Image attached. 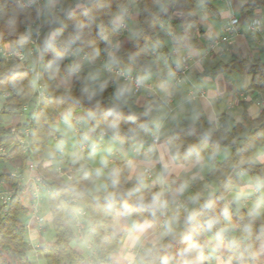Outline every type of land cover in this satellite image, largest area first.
Listing matches in <instances>:
<instances>
[{
  "label": "clouds",
  "instance_id": "clouds-1",
  "mask_svg": "<svg viewBox=\"0 0 264 264\" xmlns=\"http://www.w3.org/2000/svg\"><path fill=\"white\" fill-rule=\"evenodd\" d=\"M53 7L45 5L49 12ZM22 9L17 4L5 12L12 34ZM30 36L29 29L11 47L23 48ZM10 87L6 95L22 91L15 75ZM141 87L142 78L121 86L120 103L108 109L103 124L96 111L76 121L70 110L61 115L59 135L50 146L36 147L37 158L29 161L41 201L72 225L83 251L107 264H264V150L242 148L250 154L232 164L219 188L188 194L206 160L220 152L218 146L210 156L203 151L224 135L214 94L180 100L193 122L207 120L198 143L178 147L158 125L154 147L139 138L145 125L122 135L121 108ZM258 115L253 106L249 118ZM233 177L243 183L237 186Z\"/></svg>",
  "mask_w": 264,
  "mask_h": 264
},
{
  "label": "trees",
  "instance_id": "trees-1",
  "mask_svg": "<svg viewBox=\"0 0 264 264\" xmlns=\"http://www.w3.org/2000/svg\"><path fill=\"white\" fill-rule=\"evenodd\" d=\"M18 0H0V46L19 40L26 27L38 21L39 11L36 7L22 9L17 32L12 34L5 12L8 8L17 5ZM129 0H57L58 12L50 13L48 20L42 26L41 34L44 36L40 46L43 51L40 73L48 95L47 101L41 105L38 113L32 120L31 135L29 138V156H24L16 140L10 135V129L0 126V148L10 147L6 156L0 159V182L8 189L15 191L20 183L19 178H11L9 171L18 169L19 174L25 172L27 162L34 161L36 147L49 145L55 135V121L58 116L67 110L72 116L88 111H96L103 124L104 114L108 109L119 104L117 97L113 98V91L109 85L104 84L101 92L99 86L86 74H77L73 77L70 87L64 89L57 81V71L66 61L68 49L63 45L66 41L70 48L79 56L88 60L98 61L108 56L114 42L115 29L112 26L113 18L120 14ZM200 0H137L138 23L137 33L128 40H121L113 55L114 67L130 70L136 77L143 78L156 72L157 65L152 50L163 49L161 30L168 21V9L176 3L179 13L177 25L182 35H195L198 31V19L195 15L196 4ZM206 7L209 4L205 0ZM258 10L264 11V0H246L241 9L243 19L251 18ZM29 37L28 43L31 41ZM27 43V44H28ZM26 44V45H27ZM25 45V46H26ZM50 45V46H49ZM63 59L58 64L53 63L56 56ZM12 61H0V92L10 90V78L15 75L21 83L22 91L4 102L7 117L18 116V109L29 102L34 96L33 75L29 71L15 69ZM246 71L249 77V89L264 96V62L249 58L245 59L233 55L227 63H218L210 71L202 74L203 77L215 78L219 75H241ZM95 92L89 100L88 97ZM155 106L138 107L132 99L121 108L122 135H127L129 129L137 125H145L140 137L147 141L153 133L151 124ZM223 126V138L220 134L214 136L203 148L210 156L217 148L220 152L230 151L227 159L217 162L214 158L212 168L203 180L193 184L191 194L196 191L207 193V183L219 188L221 182L231 173V166L249 151L241 153L242 148L250 151L264 150V112L255 120L248 118L244 113L241 121L236 122L227 116H220ZM208 127L207 120L193 122L190 116L177 119L171 126L168 137L174 138V144L186 148L190 144L198 143L202 130ZM51 129V132H49ZM216 157V156H215ZM237 180L233 177V183ZM49 211V210H48ZM28 208L22 204V197L14 194L10 203L0 212V264H32L28 259L32 251L26 237V231L20 218L28 215ZM51 228L54 235L52 244L36 249L46 264H107L95 259L88 260L78 253L72 246L73 235L62 217L49 211Z\"/></svg>",
  "mask_w": 264,
  "mask_h": 264
},
{
  "label": "crops",
  "instance_id": "crops-1",
  "mask_svg": "<svg viewBox=\"0 0 264 264\" xmlns=\"http://www.w3.org/2000/svg\"><path fill=\"white\" fill-rule=\"evenodd\" d=\"M137 0H129L125 9L112 20V26L115 29L114 42L112 48L107 57L92 61L84 57L77 55L68 45L66 41L63 45H67L68 56L57 71V81L64 88L70 87L71 81L77 74H86L90 80L96 84H107L113 91V98L117 97V94L124 84H122L118 78L105 72L106 68L114 67L112 63V57L117 50L121 40L131 39L137 33L138 23V9L136 5ZM209 7H206L203 1H199L195 7V15L198 19V31L195 35H182L179 33V27L177 25L178 11L176 9V3H173L172 8L168 9V21L166 26L161 30L163 38V49L155 51V61L157 70L151 75H146L142 78L144 83H148L152 86V93L148 94L142 91L139 95L132 96V99L136 106L147 107L154 105L153 116L151 124L153 127V133L156 126H161V133L168 136V132L173 123L184 116H189L180 105L182 97H187L190 94H197L200 96H208L214 94L215 97V111L220 116H227L234 121L239 122L245 113L248 118L252 112V107L256 106L259 109V115L264 112L261 109V100L263 95L256 94L249 89V81H245L248 76L246 71H243L241 75L235 77L219 75L215 78L203 77L202 74L206 71H210L218 63H227L230 58L240 56L245 59L253 58L264 62V12L258 10L251 18L243 19L241 16V9L246 0H205ZM44 6L52 4L54 7L52 11H47V18L50 13L58 12L57 0H43ZM197 10V11H196ZM238 20L237 32L231 36L227 43L220 46L219 49L210 50L209 44L214 39H219L224 36L223 30L225 25L230 19ZM43 20V11L39 13L38 22L41 25ZM256 21L258 23L257 29H251L250 24ZM124 24L126 26V32L117 36L118 29ZM43 25H41L42 27ZM41 34L40 42H43ZM64 45V46H65ZM111 57V61L109 58ZM182 57H188L190 59V68L185 77L179 81H174L171 74V69L179 64V59ZM33 66L35 70H31L29 67ZM41 65L34 59H28L23 65L19 66L17 70H27L32 74L40 71ZM171 93V95H169ZM203 108L204 105L202 104ZM5 113V112H4ZM0 115V126L8 127L10 130L15 129L22 124V120L18 116L7 117L6 115ZM258 115V116H259ZM60 116L55 121V135L51 142L55 139L59 133L56 129L60 124ZM84 117L83 114L72 116L73 121L80 120ZM3 119H6L3 121ZM145 142L154 145L151 142V137ZM141 139V138H140ZM142 140V139H141ZM50 142V144H51ZM49 144V146H50ZM214 161L207 163V168L212 167ZM210 171V170H209ZM19 174L18 169H11L9 175ZM207 175V174H206ZM201 173L202 179L205 176ZM21 176L27 180L29 174L25 171ZM241 185V184H240ZM10 190L3 183L0 182V190ZM209 189V187H208ZM27 200V199H26ZM41 207L38 212L41 216ZM27 207V206H26ZM36 224L27 215L24 217L22 225L26 231V237L29 245L32 248L34 256L38 254L36 249L50 245L46 243L43 234L46 233V225ZM51 221V217H50ZM70 230L73 234V227L70 224ZM54 241V240H53ZM73 248L88 260L93 259L85 251L82 250V243L80 241H72Z\"/></svg>",
  "mask_w": 264,
  "mask_h": 264
},
{
  "label": "built area",
  "instance_id": "built-area-1",
  "mask_svg": "<svg viewBox=\"0 0 264 264\" xmlns=\"http://www.w3.org/2000/svg\"><path fill=\"white\" fill-rule=\"evenodd\" d=\"M16 4L22 5L23 9H30L32 7H36L39 13L43 11L44 9V3L43 0H18ZM258 23L256 21H253L250 24L251 29H257ZM238 27V20L236 19H230L228 23L225 25L223 33L224 36H222L219 39H214L209 44V49H219L220 46L224 43H227L231 36L235 35L237 32ZM31 30V41L24 46L23 48H19L14 50L11 46L8 44H4L0 46V61H12L16 65H23L28 59H34L41 65L42 55L43 51L40 46V40H41V25L39 22H35L31 24L30 26L26 27L25 31ZM126 26L122 24L120 28L118 29L117 36L120 34L126 32ZM112 48V46H111ZM151 56H155V51L152 50L150 52ZM69 57V56H67ZM18 67H15L17 69ZM190 68V59L188 57H182L179 59V64L177 66L172 67L171 74L173 76L174 81H179L189 71ZM105 72L107 74L113 75L116 78L119 79V81L122 84H128L132 83L135 84V82L138 79H141L139 77H136L130 70L128 69H121L116 67L106 68ZM35 83H33L34 87V96L32 99L27 102L26 104L22 105L18 109L19 116H24V120L22 121V124L18 126L15 129L10 130V135L16 140L19 149L21 153L24 156H29L31 154L30 152V143L29 138L31 135V126H32V120L38 113L39 108L42 104H44L47 99L48 95L45 89L44 81L42 79L41 73L36 72L35 74H32ZM39 77V79H37ZM142 91L146 92L148 96L152 93L153 89L152 86L148 83H144L142 81V87L135 93V95H139ZM6 93H11L10 90H4L0 92V115H2L4 112H6V109L4 108V102L10 99L11 97H14L18 94H11L6 95ZM261 102V109L264 111V98L260 101ZM151 142L155 145L153 141V136L151 137ZM10 147H1L0 148V159L9 152ZM30 163L27 162L26 172L29 174V178L25 180L21 175L13 174L11 175V178H19L20 183L18 185V188L13 190H4L0 193V201L1 206L4 208L10 203L11 197L14 194H17L21 196L22 198L27 199L28 203V215L29 217L38 225H42L44 223V220L42 217L39 216L38 212L40 210V197L37 193V187L39 185L38 180H33L31 174H30ZM1 168V166H0ZM74 229V228H73ZM73 241H79L77 237V232L74 229L73 231Z\"/></svg>",
  "mask_w": 264,
  "mask_h": 264
},
{
  "label": "rangeland",
  "instance_id": "rangeland-1",
  "mask_svg": "<svg viewBox=\"0 0 264 264\" xmlns=\"http://www.w3.org/2000/svg\"><path fill=\"white\" fill-rule=\"evenodd\" d=\"M46 5V4H45ZM198 6V5H197ZM196 6V7H197ZM45 7V6H44ZM45 9V8H44ZM197 11V10H196ZM264 12V11H263ZM47 11L46 10H43V20H42V23H41V25H44L45 24V22L48 20V18H47ZM43 40H44V37H43ZM65 45V44H64ZM65 47H67V45H65ZM32 71L33 70H35L34 69V67L33 66H31L30 65V67H29ZM234 76L235 77H237L238 76V74H234ZM246 81H249V77L244 81L243 80V82H246ZM78 115H80V114H78ZM258 117V116H257ZM256 117V118H257ZM24 116H19V119L20 120H24ZM6 119H3V121H5ZM59 127H62V124L60 123L59 124ZM71 142V141H70ZM225 153H227V157H228V155L230 154V151H228V150H226V151H223V152H221V153H219V154H217L216 155V157H215V160L217 161V162H221V161H223L224 159H225ZM210 161H213V160H206V162L207 163H209ZM212 167H208V168H206L205 169V171L202 173L203 174V176L204 175H206L208 172H209V170L211 169ZM243 183V180H237L236 182H235V184L237 185V186H239L240 184H242ZM206 187H207V190H208V187H211V188H214V186H213V184H210V183H207V185H206ZM1 192H3V191H1L0 190V193ZM22 204L23 205H25V206H28V203H27V200H26V198L24 197V198H22ZM40 207H41V202H40ZM42 208H43V210L41 211V216L44 218V219H46L45 220V225H46V227H47V229H46V233H44L43 234V237H44V240H45V242L46 243H53V240H54V235H53V231H52V228H51V221H50V214H49V211H48V206L46 205V203H43L42 202ZM3 209H4V207L3 206H1V201H0V212L1 211H3ZM23 220H24V218H20V223H22L23 222ZM69 228H70V226H69ZM28 259H29V261L32 263V264H46L45 263V261L43 260V258L41 257V256H37V257H35L34 256V254H33V252L32 253H30L29 252V254H28Z\"/></svg>",
  "mask_w": 264,
  "mask_h": 264
}]
</instances>
